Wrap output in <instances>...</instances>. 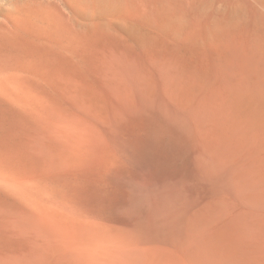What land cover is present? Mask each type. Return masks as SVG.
<instances>
[{
	"label": "bare ground",
	"instance_id": "bare-ground-1",
	"mask_svg": "<svg viewBox=\"0 0 264 264\" xmlns=\"http://www.w3.org/2000/svg\"><path fill=\"white\" fill-rule=\"evenodd\" d=\"M262 239L264 0H0V264Z\"/></svg>",
	"mask_w": 264,
	"mask_h": 264
},
{
	"label": "rangeland",
	"instance_id": "rangeland-1",
	"mask_svg": "<svg viewBox=\"0 0 264 264\" xmlns=\"http://www.w3.org/2000/svg\"><path fill=\"white\" fill-rule=\"evenodd\" d=\"M150 234V232H149V234H148V236H147V238H148V243L149 242H151L152 241V244H154V243H158L159 242V244H160V241H162V240H158L157 241V239H156V235H151ZM154 236V238H152L151 240H150V237H153ZM166 239V240H165ZM8 240H5V241H3V242H0V243H3V244H0V251H1V249L3 248V253H6L7 251H9V243L7 242ZM156 241V242H155ZM169 241V242H168ZM264 240L262 239V243L264 244V242H263ZM6 242V243H5ZM4 243L5 244H7V245H4ZM149 244H151V243H149ZM164 244V245H163ZM168 246H167V245ZM170 244H171V246L172 245H174L173 244V241H172V239H171V237H166V238H164L163 239V241L161 242V244L160 245H163V247H169L170 246ZM263 244H261V243H259V242H253V244H252V247L254 248L253 250H249L246 254H245V256H244V260L242 261V264H264V248H263ZM4 246V247H3ZM255 246V247H254ZM6 248H7V251H6ZM262 248V249H261ZM259 249H260V251H259ZM2 252V251H1ZM1 252H0V254H1ZM251 254V255H250ZM253 254H254V256L256 257H254L253 256ZM248 255V256H247ZM261 255V256H260ZM253 256V257H252ZM248 259V260H247ZM252 259V260H251ZM263 259V260H262ZM260 260V261H259ZM258 261V262H257Z\"/></svg>",
	"mask_w": 264,
	"mask_h": 264
}]
</instances>
